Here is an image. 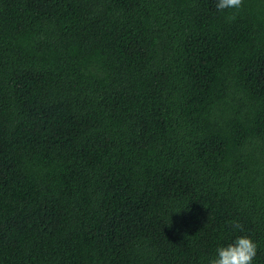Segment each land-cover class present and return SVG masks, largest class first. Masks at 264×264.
Returning a JSON list of instances; mask_svg holds the SVG:
<instances>
[{
    "label": "trees",
    "instance_id": "16d2710c",
    "mask_svg": "<svg viewBox=\"0 0 264 264\" xmlns=\"http://www.w3.org/2000/svg\"><path fill=\"white\" fill-rule=\"evenodd\" d=\"M216 3L0 0V264H264V0Z\"/></svg>",
    "mask_w": 264,
    "mask_h": 264
},
{
    "label": "clouds",
    "instance_id": "9594fccd",
    "mask_svg": "<svg viewBox=\"0 0 264 264\" xmlns=\"http://www.w3.org/2000/svg\"><path fill=\"white\" fill-rule=\"evenodd\" d=\"M243 0H217L216 8L225 12L227 10H239ZM234 19L235 17H230ZM240 228V225H234ZM217 256L209 260L208 264H252L257 255L258 244L247 235L237 237L233 242L217 248Z\"/></svg>",
    "mask_w": 264,
    "mask_h": 264
}]
</instances>
